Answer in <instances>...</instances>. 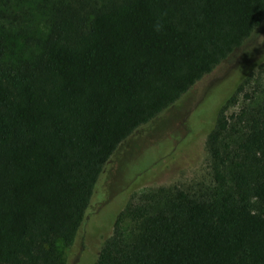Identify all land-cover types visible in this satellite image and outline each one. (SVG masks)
Masks as SVG:
<instances>
[{
	"label": "trees",
	"instance_id": "trees-1",
	"mask_svg": "<svg viewBox=\"0 0 264 264\" xmlns=\"http://www.w3.org/2000/svg\"><path fill=\"white\" fill-rule=\"evenodd\" d=\"M264 23V0H0V264H66L120 143ZM207 133L211 184L144 188L94 264H264V88Z\"/></svg>",
	"mask_w": 264,
	"mask_h": 264
},
{
	"label": "rangeland",
	"instance_id": "rangeland-1",
	"mask_svg": "<svg viewBox=\"0 0 264 264\" xmlns=\"http://www.w3.org/2000/svg\"><path fill=\"white\" fill-rule=\"evenodd\" d=\"M264 88V23L244 43L168 106L124 139L96 183L88 214L74 239L63 244L66 264H94L115 219L144 188L193 190L211 184L207 133L187 135L199 116L214 123L256 104Z\"/></svg>",
	"mask_w": 264,
	"mask_h": 264
}]
</instances>
